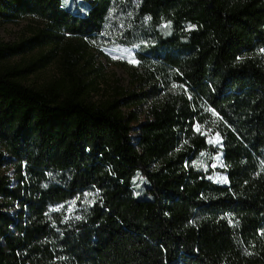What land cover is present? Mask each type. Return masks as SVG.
I'll list each match as a JSON object with an SVG mask.
<instances>
[{
  "label": "trees",
  "instance_id": "1",
  "mask_svg": "<svg viewBox=\"0 0 264 264\" xmlns=\"http://www.w3.org/2000/svg\"><path fill=\"white\" fill-rule=\"evenodd\" d=\"M81 5L0 0V20L45 22L1 44L0 61L62 44L71 56L68 37L145 39L150 73L97 104L76 78L39 90L0 70V169L13 170L0 176V264H264V0ZM198 125L220 135L228 184L193 164L217 151ZM35 208L49 211L46 237L28 231Z\"/></svg>",
  "mask_w": 264,
  "mask_h": 264
},
{
  "label": "rangeland",
  "instance_id": "2",
  "mask_svg": "<svg viewBox=\"0 0 264 264\" xmlns=\"http://www.w3.org/2000/svg\"><path fill=\"white\" fill-rule=\"evenodd\" d=\"M63 6L77 12L83 7L82 0H62ZM45 22L36 16H27L16 22L0 20V45L22 43L33 37L39 29L44 28ZM165 36L172 34V24L166 22L160 27ZM68 44L74 45L76 52L68 55L65 44L57 47H40L14 56H8L0 61V70L13 68L23 69L18 79L26 86L39 90L60 89L69 87L73 78L85 84L84 96L91 103H103L114 98L130 95L132 91H139L141 76H147L146 62L140 56L144 40L127 46L104 40H83L68 37ZM124 110L128 112V107ZM199 132L206 136L216 152L202 153L194 165L208 173V177L219 184H228L227 173L222 153V139L216 128H206L198 125ZM218 141V142H217ZM13 170L9 166L0 169V176H11ZM12 177V176H11ZM12 180V178H11ZM144 182L135 180V194H141ZM100 197H105L107 191H99ZM35 217L28 225V231L34 235L46 237L51 232L52 223L49 211L35 208ZM76 211L74 204L68 206V214Z\"/></svg>",
  "mask_w": 264,
  "mask_h": 264
},
{
  "label": "snow or ice",
  "instance_id": "3",
  "mask_svg": "<svg viewBox=\"0 0 264 264\" xmlns=\"http://www.w3.org/2000/svg\"><path fill=\"white\" fill-rule=\"evenodd\" d=\"M197 130H199V128H197ZM218 142V141H217Z\"/></svg>",
  "mask_w": 264,
  "mask_h": 264
}]
</instances>
